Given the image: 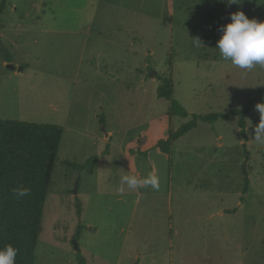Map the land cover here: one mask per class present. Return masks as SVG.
<instances>
[{
  "label": "rangeland",
  "instance_id": "obj_1",
  "mask_svg": "<svg viewBox=\"0 0 264 264\" xmlns=\"http://www.w3.org/2000/svg\"><path fill=\"white\" fill-rule=\"evenodd\" d=\"M238 11L264 22V0H0V119L64 131L35 264H264L256 108L247 140L236 118L199 122L170 156L157 149L192 115L244 110L264 87V67L219 55ZM164 82L187 119L159 98ZM150 172L159 190L117 191Z\"/></svg>",
  "mask_w": 264,
  "mask_h": 264
},
{
  "label": "trees",
  "instance_id": "obj_2",
  "mask_svg": "<svg viewBox=\"0 0 264 264\" xmlns=\"http://www.w3.org/2000/svg\"><path fill=\"white\" fill-rule=\"evenodd\" d=\"M4 6L1 7V10ZM6 62L13 63L12 56L5 50ZM160 99L170 101V113L187 119L189 112L173 98V87L164 82L159 89ZM264 102V87L244 110L209 115H192L191 120L178 130L170 131L160 139L157 149L171 155L173 144L196 129L199 122L214 124L218 121L238 119L242 137L247 140L246 117L258 103ZM64 131L61 127L47 124L0 119V248L12 244L19 249L16 264H35L37 241L43 230V211L52 182L55 163ZM248 159V158H247ZM91 159L86 164L74 167L82 171L95 164ZM245 191L249 187L246 167ZM30 188L27 196L17 197L13 189ZM81 208L79 209L80 216ZM81 227H79V230ZM79 234L76 235V238ZM78 264H86L82 257Z\"/></svg>",
  "mask_w": 264,
  "mask_h": 264
},
{
  "label": "clouds",
  "instance_id": "obj_3",
  "mask_svg": "<svg viewBox=\"0 0 264 264\" xmlns=\"http://www.w3.org/2000/svg\"><path fill=\"white\" fill-rule=\"evenodd\" d=\"M227 2L231 5L236 3V0H227ZM230 20V23L222 25L219 29L222 33L217 41L220 57L243 70H250L257 65L264 67V22L249 19L243 11L232 13ZM197 41L200 43L199 40ZM255 108L260 115V122L254 129V140L264 143V102L258 103ZM140 187L159 190L158 175L154 172L148 173L143 178L131 174L123 175L119 178L117 191L123 194L126 188L136 190ZM30 191V188L21 186L13 189V194L19 198L27 196ZM18 253L19 249L12 244L0 248V264H16Z\"/></svg>",
  "mask_w": 264,
  "mask_h": 264
},
{
  "label": "water",
  "instance_id": "obj_4",
  "mask_svg": "<svg viewBox=\"0 0 264 264\" xmlns=\"http://www.w3.org/2000/svg\"><path fill=\"white\" fill-rule=\"evenodd\" d=\"M6 67H7V69L12 70V71H14L16 69L15 65H13V64H7ZM18 71L22 72L23 68H19ZM77 190H78V183L76 184V190H75L76 194H77ZM74 245H75L76 250H79V247H78L76 241L74 242Z\"/></svg>",
  "mask_w": 264,
  "mask_h": 264
},
{
  "label": "crops",
  "instance_id": "obj_5",
  "mask_svg": "<svg viewBox=\"0 0 264 264\" xmlns=\"http://www.w3.org/2000/svg\"><path fill=\"white\" fill-rule=\"evenodd\" d=\"M6 63H7V62H6ZM7 64H9V63H7ZM7 64H6V65H7ZM11 64H13V63H11ZM13 65H14V64H13ZM22 68H23V67H22ZM16 70H17V66H16V69H15L14 71H16ZM23 71H24V68H23ZM23 71H22V72H23ZM108 136H109V135H108ZM108 136H107V137H108Z\"/></svg>",
  "mask_w": 264,
  "mask_h": 264
}]
</instances>
